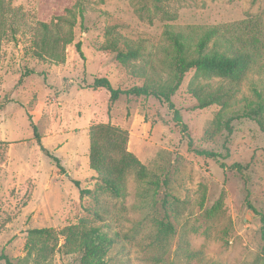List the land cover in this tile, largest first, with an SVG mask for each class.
Masks as SVG:
<instances>
[{
	"label": "rangeland",
	"instance_id": "obj_1",
	"mask_svg": "<svg viewBox=\"0 0 264 264\" xmlns=\"http://www.w3.org/2000/svg\"><path fill=\"white\" fill-rule=\"evenodd\" d=\"M5 2L19 16L8 17L9 35L1 45L0 255L14 264H80V252L67 254L60 248L62 237L43 256L29 247L28 233L45 228L58 233L83 223L115 239L106 264H264V221L247 206L264 219V133L246 119H233L231 134L224 127L240 114L245 100L255 102L252 87L264 94V56L245 76L238 103L221 118L219 106L199 109L190 94L191 86L215 85L217 78L188 74L171 97L173 109L153 97L121 96L111 102L106 90L88 87L94 78H107L120 90L171 84L165 57L168 32L196 40L209 28L236 32L247 22L256 25L264 42V0ZM60 18L74 25L63 60L37 56L33 29ZM110 38L119 40L116 52L138 48L139 56L120 62L116 52L103 49ZM100 124L126 131L127 150L148 172L142 182L126 178L122 199L100 191L89 168V128ZM48 154L60 160L63 172ZM73 181L91 195L81 197ZM165 198L172 203L177 199L178 207L165 210ZM166 211L173 231L159 252L156 242Z\"/></svg>",
	"mask_w": 264,
	"mask_h": 264
},
{
	"label": "trees",
	"instance_id": "obj_2",
	"mask_svg": "<svg viewBox=\"0 0 264 264\" xmlns=\"http://www.w3.org/2000/svg\"><path fill=\"white\" fill-rule=\"evenodd\" d=\"M16 19L18 14L11 10L5 0H0V60L1 45L7 39L8 32L6 24L10 15ZM64 25H69L65 30ZM73 23L66 18H60L56 23H38L34 31V45L38 49L36 55L45 56L56 60H63V53L66 46L73 42L71 28ZM242 30L230 32V28H209L200 33L196 40L181 33L168 32L166 34L169 46L165 51L166 63L172 75V82L168 85L144 84L134 86L128 90L114 89L107 78H94L88 87L97 90L104 89L110 95L111 102L117 101L121 96H135L149 98L153 97L159 103L166 104L173 109L171 97L182 85L185 77L192 73L195 78L201 77L207 80L217 78V84H197L191 86L190 94L197 102L199 109L210 106H219L221 113L218 117L238 103V95L241 91V84L245 76L252 70L258 60L264 56V42L256 33V25L247 22L242 23ZM10 36L14 38V31L10 30ZM119 40L110 38L103 47L104 50L117 51ZM76 52L82 58L80 43L75 44ZM139 56L137 50L129 49L126 53L116 52V59L122 63L135 59ZM251 92L255 102L245 100L240 114L228 119L224 127L229 134L232 133L230 123L233 119H246L254 122L264 133V94L252 87ZM174 120L179 122L178 112L175 110ZM33 137L40 143V137L33 122L30 121ZM186 130V127H184ZM89 168L95 174L99 183V190L108 193L115 199H122L125 196V181L128 176H133L136 181L142 182L148 178V172L144 165L127 150L128 133L120 128L111 125H96L89 128ZM189 145L191 140L189 138ZM198 155L209 158L217 157V154L208 151H196ZM55 166L63 172L60 160L54 155L48 154ZM233 167L242 169L238 164ZM73 185L79 190L80 196L91 195L90 190L81 189L79 181H73ZM152 185L159 188L160 182L152 181ZM166 186V180L161 182ZM178 200L173 203L163 199L165 210L169 207H178ZM247 206L261 221L263 216L247 202ZM177 215L174 218H177ZM166 222L159 226V236L156 242L157 249L163 250L166 247L168 234L173 231L170 216L166 211ZM263 245L261 254L264 256V227L261 228ZM29 247L37 248L42 254L52 253L58 245V237L64 240L60 247L67 254L80 252L82 254L80 264H106L105 258L109 250L115 244V239L108 236L106 232L98 227H87L83 223L67 226L60 232L55 233L53 229H35L28 233ZM52 242V246L49 243ZM156 259L158 263L160 260ZM0 261L4 264H14L4 253L0 255Z\"/></svg>",
	"mask_w": 264,
	"mask_h": 264
},
{
	"label": "water",
	"instance_id": "obj_3",
	"mask_svg": "<svg viewBox=\"0 0 264 264\" xmlns=\"http://www.w3.org/2000/svg\"><path fill=\"white\" fill-rule=\"evenodd\" d=\"M41 150H42L43 152H46L45 149H44L43 147H41Z\"/></svg>",
	"mask_w": 264,
	"mask_h": 264
}]
</instances>
